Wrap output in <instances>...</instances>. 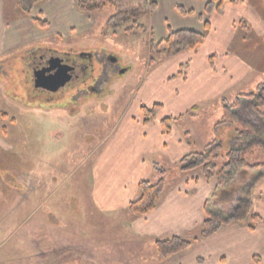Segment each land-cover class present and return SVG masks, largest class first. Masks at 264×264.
<instances>
[{
	"label": "rangeland",
	"instance_id": "rangeland-1",
	"mask_svg": "<svg viewBox=\"0 0 264 264\" xmlns=\"http://www.w3.org/2000/svg\"><path fill=\"white\" fill-rule=\"evenodd\" d=\"M51 1L67 14L65 20L77 16L72 7L74 0ZM154 1L159 8L138 20L146 29L137 33L125 34L131 26L128 23L115 34L104 36L103 28L115 13L114 8L106 7L88 13L86 30L69 35L67 28L65 35H51L0 56V264H156L161 259L150 236L133 232L134 227L129 225L133 213L102 211L92 195L94 169L97 163L100 166L109 146L107 140L116 139L109 155L118 161V154H129L144 145L141 132L138 138L131 130H121L124 119L143 118L142 105L162 104L164 108L156 119L182 116L174 121L168 140L173 153L181 154L185 147L180 137L189 132V152L202 151L217 140L222 144L217 162H224L238 125H216L224 116L226 104H232L240 94L255 92L264 83V37L258 39L244 6L254 30L239 29L238 25L230 53L226 54L216 42V38L224 40L230 30L229 18L221 16L214 22L217 29L213 39L197 49L173 56L153 54V40L160 42L169 29L194 24L198 19L182 14L181 6L198 10L202 3ZM245 3L236 4L242 7ZM249 3L264 17V0ZM45 7L48 5L37 7L35 15L41 16L40 10ZM49 9L53 20L56 10ZM252 32L249 39L246 35ZM50 52L91 54L93 59L96 55L106 62L101 68L93 60L86 83L79 82L78 89L69 86L55 95L42 94L33 80L32 64L40 54ZM211 54H215L210 63L216 76L206 63ZM110 55L118 65L107 59ZM246 67L249 72H241ZM221 68L227 73L234 69L237 75L230 81L218 78ZM149 131L151 148L154 126ZM150 160L162 163L167 183L185 173L174 158L162 153H154ZM248 160L252 164L264 162V150L257 149ZM193 175L201 172L197 170ZM254 175L256 171L252 170L237 175L229 189L236 194ZM263 200L256 203V208L264 218ZM199 230L190 231L188 236L198 235Z\"/></svg>",
	"mask_w": 264,
	"mask_h": 264
},
{
	"label": "crops",
	"instance_id": "crops-1",
	"mask_svg": "<svg viewBox=\"0 0 264 264\" xmlns=\"http://www.w3.org/2000/svg\"><path fill=\"white\" fill-rule=\"evenodd\" d=\"M244 1L246 3L242 7H240L241 4L227 2L222 14L214 12L206 15L205 7L207 1L202 0L198 10L196 8H187V10L191 9L193 12L188 14L181 12L185 16L189 14L191 16H198L195 23L179 25L175 29L185 28L203 31L207 20L211 24V29L206 40L209 41L213 39L214 32L217 29L216 26L214 27V22L220 19L221 16L229 18L230 30L226 33L224 40L222 38H220L221 40L216 38L217 44H220L219 46L225 49V53L228 54L230 53L228 50L232 45L239 23L242 20L249 21L246 18V13L244 14V6H246L247 13L250 15L249 17L252 18L251 22L256 29L258 39L264 37V17L256 11L254 6L250 5L249 0ZM15 3L16 0H0V56L24 47L30 42H36L51 35H65L67 28H69V35L87 29L88 12L80 10L76 0L73 1L72 7H74L77 16L72 21L65 20L68 18L67 14L62 13V10L55 7L53 1L45 0L37 5L35 9L45 4L48 5L47 8L45 7L46 9L40 10L41 16L35 15V9L33 11V16L37 18H42L45 10L48 11L47 15L44 16L45 18H42L50 22L48 26L38 25L32 16L22 12ZM174 6L176 8L178 7L176 3ZM50 7H53L57 13L56 18L53 20L50 17L52 16ZM250 26L253 31V26ZM50 30L51 32H49ZM254 32L249 35L252 37ZM186 51L187 49L179 53ZM212 55L215 54L207 56L206 63L208 68H210L209 71L215 75L213 72L217 73V71L214 70L210 63ZM243 71L246 73L249 72L247 67L246 69L242 68L241 72ZM220 72L221 75H218V78L223 77L228 81L237 75L234 69H230L227 73L224 68H221ZM128 120L124 119L121 130H124V133L127 130H131L135 133L134 137L138 138L139 135H136L141 132V137L144 136V145L132 149V152L129 154H118V161L117 159L112 160V156L109 155V148L116 139L113 138L111 142L107 140L109 146L105 150L104 155L101 156L100 166L97 163L94 169L95 181L92 190L95 204L100 210L105 212L118 210L127 212L129 202L138 195L140 181L151 179V181L155 182L152 180L154 177L155 179L161 178V175L154 169V163L160 166H162V163L155 162L154 160L151 161V155L154 153H162V155H167L169 158H174L179 162L185 155L193 152H189V149L187 150L190 144L183 136L179 140L181 145L185 147L182 148L183 151H181V154L172 152L168 142L171 134L164 133L161 118L151 121L148 125L144 124L143 118L135 120L133 117L132 120ZM151 126H154L152 135L155 137V140L150 148L148 142L150 141L149 130L152 128ZM119 134L116 137L117 140H119ZM116 161L118 162L117 166L114 165ZM113 165L115 167L111 170ZM195 171L185 172L175 182L167 183L159 205L155 210L147 215H134L135 217H132L134 219L131 220L132 223L130 222L129 225L134 227L132 229L135 234L137 232L141 236H150L156 243L158 239H165L174 235L189 237L188 234L190 231L201 226L207 216L205 210L206 204L214 193L216 180H207L200 170L198 172H201V175L194 176L193 173ZM184 174L187 175L184 176ZM263 186L264 179L260 181L253 192L256 196V199L253 200V209L258 214L260 213L256 208V203L262 202L264 192L261 189ZM207 261H210L211 264H264V221L258 224L255 230H251L246 223L235 222L227 224L211 237L196 240L186 250L172 255L167 259L161 258L156 264H207Z\"/></svg>",
	"mask_w": 264,
	"mask_h": 264
},
{
	"label": "trees",
	"instance_id": "trees-1",
	"mask_svg": "<svg viewBox=\"0 0 264 264\" xmlns=\"http://www.w3.org/2000/svg\"><path fill=\"white\" fill-rule=\"evenodd\" d=\"M44 1L16 0L15 4L22 12L32 16L38 25L48 26L50 25L48 20L33 16L35 7ZM227 2L242 3L243 0H208L205 7L206 14L209 15L214 12L222 14ZM76 3L80 10L88 13L106 7L115 9L114 15L107 20L103 28L102 34L104 36H109L111 33L115 34L118 29L128 23L131 26L125 29V34L131 35L141 29H146L138 23V20L149 12H154L158 7L157 1L154 0H76ZM179 10L184 14L193 12L183 6ZM240 28L251 30L246 20L239 23ZM210 29L211 24L207 20L203 31L185 28L169 29L167 36L160 42L154 40L151 42L152 53H165L166 56H173L186 49L195 50L204 44ZM249 34L247 33L246 36L251 38ZM151 61H154L153 57H151ZM163 108L164 106L160 103H156L152 107L142 105L140 110L143 114L144 124L148 125L156 119ZM2 115L7 116L6 113ZM181 117L168 116L162 118L161 124L164 133L171 134L174 121ZM228 122L236 123L238 127L232 139L231 148L224 154V162L221 165L217 161L221 155L222 144L217 140L208 143L202 151L185 155L178 162L184 172L200 170L207 180L215 179L216 187L206 204L207 216L199 227L198 235L192 237L174 235L156 241L157 252L162 259H167L186 250L196 240L211 237L227 224L246 223L251 230H255L257 225L264 221L263 216L253 211V192L260 181L264 179V162L252 164L248 160L257 149L264 150V83L260 84L255 92L240 94L232 104L225 105L224 116L216 126ZM4 130L7 131L5 127ZM184 138L191 145L189 132L184 135ZM154 169L161 175V178L155 182L150 179L140 181L138 195L128 205V210L134 215H147L159 205L167 184L164 177L166 170L156 163H154ZM249 170L256 171V175L238 188L236 194H233L228 185L237 175L248 173Z\"/></svg>",
	"mask_w": 264,
	"mask_h": 264
},
{
	"label": "flooded vegetation",
	"instance_id": "flooded-vegetation-1",
	"mask_svg": "<svg viewBox=\"0 0 264 264\" xmlns=\"http://www.w3.org/2000/svg\"><path fill=\"white\" fill-rule=\"evenodd\" d=\"M53 54H56L59 57H61V62L63 64H66L68 67L71 68L70 73H71L72 77L66 86L60 88L57 91H50L44 87H38L37 89H39V92L42 94L55 95V94H58L60 91H62V89H65L69 86H76L75 88H77V84H79V82L80 83H84V82L86 83V77L88 76V72L90 71V68L92 67V64H93L92 61L93 60H94V63L97 62L98 64H101V68L103 65H105V62H106V60L104 61V59H100L96 55L94 56V59H93L91 54H85V53H81L80 55H76V56H72L70 53L61 54V52H50V53H46V54L42 53L37 57V59H35V61L32 64L33 76H34V67L42 61L48 65V62L51 59V56ZM84 57H86V58H84ZM107 59L110 60L113 64L118 65V61L114 56L110 55L107 57ZM44 67H45V65H44ZM53 67H54V69L51 68V69H49V71L46 70L47 75L53 74L59 69L58 65H55ZM34 79H35V77H33V80ZM92 85L93 84H90V86H92ZM92 89H93V87L91 88V90ZM85 90L89 93L91 91L88 88H86Z\"/></svg>",
	"mask_w": 264,
	"mask_h": 264
},
{
	"label": "water",
	"instance_id": "water-1",
	"mask_svg": "<svg viewBox=\"0 0 264 264\" xmlns=\"http://www.w3.org/2000/svg\"><path fill=\"white\" fill-rule=\"evenodd\" d=\"M45 65V67H44ZM58 65L59 69L53 74H46V70L53 68ZM70 67L61 62V57L56 54L51 56L48 65L45 62H40L34 67V77L37 87H44L50 91H57L60 88L67 85L71 80Z\"/></svg>",
	"mask_w": 264,
	"mask_h": 264
}]
</instances>
